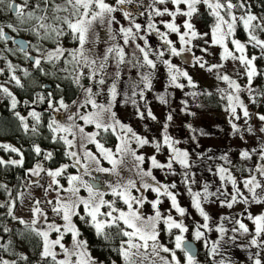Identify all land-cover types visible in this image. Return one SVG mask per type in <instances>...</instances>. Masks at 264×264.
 Segmentation results:
<instances>
[{
    "label": "snow or ice",
    "instance_id": "obj_1",
    "mask_svg": "<svg viewBox=\"0 0 264 264\" xmlns=\"http://www.w3.org/2000/svg\"><path fill=\"white\" fill-rule=\"evenodd\" d=\"M132 3L134 0H115L114 5L107 3L106 0H62V3H58L57 0H37L33 5L31 0H23V3H16L15 0H12L8 4L9 11L15 14L21 24L34 22L31 31L37 37L52 40L55 43L54 49L49 50L43 56L44 61L53 63L55 66L66 55L71 57L70 60L64 59V63L66 65L73 64L78 69L77 74L73 77V83L80 87L85 94L84 100L79 103L78 107L83 108L90 105L92 109L84 114H80L79 111L72 113L67 117L68 123H61L55 118L48 123V128L53 133V142L62 141L66 146L65 155L72 160L71 165L63 164L55 170H47L51 182L45 192L47 193L49 189H52L53 185L58 186L55 204L51 200L48 203L53 205L52 212L63 220V224L48 222L46 215L38 206L39 202H37V206L32 208L33 219L30 224L14 216V205L12 204L7 206L8 216L18 219L21 224H24L27 229L40 238L42 246L39 256L43 264H49V261L51 264H96L88 250V242L80 238L81 232L74 222V218H78L94 229L96 235L104 240L110 239L109 229H117L116 234L126 238L121 240L120 247L117 249L125 264H156L157 260L161 264H181L177 257V250L183 253L185 264H199L193 243L185 236V233L190 230L184 219H180L188 215V210L182 207L178 200V194L174 191L177 187L176 183H162L153 174V169H160L162 171L167 170V174L175 175L176 172L173 167L175 163L184 170L182 173L183 182L191 198V207L203 220V223L197 222L195 231L192 232V238L195 241L203 242L211 264H237L231 256L226 255L228 249H240L247 252V258L251 264H264V212L253 215L247 208L244 209L248 213L247 219L251 221L253 226L251 228L240 218L224 215L220 217V223L213 229L211 227L212 217L206 210V205L215 203L228 209H232L237 203L264 206V163L256 166L255 174L250 168L238 169L241 172L247 171L249 173L240 181L228 167L218 165L215 169V175L219 177L221 182L220 188H217L216 191H210V185L205 183L202 191H194L191 185L195 184L196 181L194 178H190L195 175L191 173L193 161L190 159V153L186 149L177 147L179 141L168 134L169 123L173 120L172 113L170 112L166 116L161 142L149 140L147 137L138 134L130 125L123 123L114 111V105L118 102L117 97L121 94L118 90V84L123 83L121 65H129V71H135L138 77V79L133 80L129 76L127 87L131 94L129 95L128 91H125L123 102L125 105L130 102L136 108V115L142 120L146 117L152 120L157 119L150 107L141 111L136 97L138 96L140 101H145L146 93L153 90L154 77L161 64L166 70L167 85L164 93H159L156 96L160 103L168 104V88L180 90L185 89V87L195 88L196 84L189 72L165 56L166 53L169 57H180L182 54L192 53L193 48L197 46L194 41L199 39H203L205 45L210 43L213 46H218L221 49V61L238 62L243 69L242 74L247 79V91L252 96V103H256L255 95H253L254 89L251 85L254 78L262 73L258 71L255 64L258 57L249 56L247 46L251 45L253 48H258L260 57L264 58V39L256 34L257 30L264 32V22H261L256 15L247 10L244 0H238L237 3H233V0H152L148 6L150 10L146 30H144L147 33L145 35L141 34L143 26L137 23L132 13L124 8L125 5ZM167 4L175 6L174 9L167 6L157 7V5ZM181 6H186V10ZM198 6H206L209 14L214 18V24L210 29V40L204 39L209 36V33L198 32L193 22L195 15L199 12ZM237 8L245 9L244 14L237 16L235 14ZM117 12L122 13L123 18L129 21L130 26H120L118 30H114L113 25L119 24L115 15ZM139 15L143 16L144 13L140 12ZM165 16L171 19L160 20L165 29L162 31L153 18ZM178 17H185L186 19L183 20L182 24H178L176 22ZM96 25L105 26L109 39L112 41H116L119 35L123 40V45L113 43L106 48L102 58L90 59L86 55L85 45L90 42V38L93 36L99 40V36L95 32ZM240 26L247 36L246 41L243 42L236 38L237 29ZM7 27L14 32L17 31L12 24H8ZM151 34H155L162 42L160 49H154L150 45L149 36ZM173 34L178 37L179 48L176 46V41L171 38ZM66 36H71L78 46L73 49L63 47L60 41ZM9 39L13 38L8 36L3 26H0V40L7 41ZM137 40L143 41V45ZM19 43L20 50L24 51L25 42L20 41ZM132 45H134V50L131 54L132 58L129 59L125 47ZM37 51L39 50L37 49ZM201 51L207 53L208 47H202ZM25 55L34 61L35 67L40 68L41 58L32 57L27 52ZM110 59H114L116 63L115 79L107 87V103H100L97 97L104 92V89L101 87L99 91L94 92L93 87L106 84V70ZM192 60L201 69H206L210 73L215 71L216 79L227 84L226 89H218V92L221 100L226 101L224 107L229 114V124L233 134H241L243 130L234 122L240 120L238 109L242 111L244 118H251L248 107L241 99L244 88L227 73H221L220 70L225 66L223 63L208 64L203 57L194 54ZM8 68L13 71V65L10 62ZM85 68L89 70L87 78L92 81L93 86L84 87L80 82L81 77L85 75L83 71ZM40 70L44 71L42 68ZM61 71L66 72L67 68L61 69ZM0 72H3V69H0ZM24 74L28 75L27 70H24ZM97 76L100 77L98 80L96 79ZM182 78L187 81V84L181 82ZM11 80L15 81L17 86L23 87L15 74L11 76ZM0 92L10 98L11 109L14 110V115L19 119L23 129L26 132L29 130L27 119L31 117L35 121L31 131L37 132V126L41 123V114L31 110L28 112V117L21 115L20 112L15 111L18 104L16 96L3 85H0ZM206 94L211 95V93ZM198 95L200 93L195 91L185 92V96H191L193 99ZM259 95L264 96V92L259 93ZM51 96V93L48 94V98L37 94V99L41 103L47 102L48 108H53ZM24 103L28 104V101ZM58 104L59 108H56V111L68 110L70 107L63 98L58 101ZM72 104L77 105L78 102L73 101ZM182 104L184 105L182 110L186 114L195 115V113L188 111L187 100L182 101ZM77 118L83 121V126L76 123ZM247 119L245 123H247ZM258 119L264 122V115L258 114ZM87 125L94 126L95 131L87 132L84 127ZM187 127L193 132L197 131L192 129L190 124ZM259 131L264 133V127H261ZM247 132L253 133L251 126L247 127ZM101 133H111L115 136L118 141L115 150L106 147L101 142L99 139ZM205 134L203 130H200V135ZM240 138L243 139V135H240ZM192 139H196L195 135ZM133 143L135 148L132 147ZM90 144L95 146L99 156L88 148ZM146 145L154 147L156 153H160L162 149L166 148L169 153L167 162L161 163L155 154L146 157L138 153L137 149H142ZM0 148L6 152L10 151L20 155V159L5 160L0 158V165H23V154L20 153L19 149L10 144H0ZM76 148L79 149V153L71 150ZM33 150L37 155L42 153V149L38 145H34ZM257 154L260 160L264 162V144H261L259 150L256 148L251 149V151L241 150L239 157L242 161H250L253 155ZM43 155L46 160L53 158V153L50 151L44 152ZM129 157L131 158L130 165ZM101 158L107 161L111 167H103ZM200 158H203L202 154H200ZM219 159L226 164H231L227 154L221 155ZM148 161H150L151 167L147 169L142 167ZM70 166L77 168L78 172L83 169V172L82 174L68 175V187L65 188L57 178L63 176ZM126 167L135 173L138 180L136 178L123 179L121 171ZM42 171L45 170L40 164H37L34 169H29L33 176H39ZM209 171L212 169L209 168ZM93 172L105 173L118 178L115 183L108 182L107 184L114 199H105V191L101 190L97 184L83 178L84 176H92ZM92 178L95 180V177ZM226 184L231 186L230 193L227 190L221 191V188H224ZM238 185H242L243 190H246L250 197L245 195ZM81 189L87 192V196L80 194ZM142 189L145 192L155 193V199L149 201L141 192ZM61 190L67 195L61 196ZM133 190L140 195H134ZM229 195L230 199L224 198ZM162 196L170 201V210L167 212H162L160 208L163 203ZM118 201L126 206V210L116 206ZM145 203H149L153 209V214L147 217L142 214ZM0 207H5V205H0ZM171 210H174L180 218L174 217ZM41 218L46 224L45 228L37 227ZM224 221H229L234 226L230 229L226 228ZM202 229L207 232L215 231L219 236L217 239L209 241ZM174 230L178 231L174 234ZM4 231L7 232L9 229L5 228ZM164 231L168 233L170 242L174 244V247L170 248L161 243L160 237ZM52 233H56L55 238H51ZM65 235L71 236V248L66 247L63 242ZM8 247L9 245L0 244V248L5 251L8 250ZM57 247L60 250L59 253L56 251ZM161 252L169 253L171 259L162 256ZM61 254L63 258L58 259ZM17 256L19 260H28V257L22 253H18ZM216 257L220 258L217 260ZM0 264H18V262L0 257Z\"/></svg>",
    "mask_w": 264,
    "mask_h": 264
},
{
    "label": "rangeland",
    "instance_id": "obj_2",
    "mask_svg": "<svg viewBox=\"0 0 264 264\" xmlns=\"http://www.w3.org/2000/svg\"><path fill=\"white\" fill-rule=\"evenodd\" d=\"M12 0H5L2 4H0V12H5L8 10V4ZM18 3H23V0H15ZM58 3H62V0H57ZM109 4H115V0H106ZM238 0H233V3H237ZM152 3V0H134V3L125 5L124 8L128 11H130L133 15V18L137 23H140L143 26L141 34H147L146 26L148 23V12H149V5ZM169 7L170 9H174L175 6L171 4L167 5H157V7L163 8V7ZM186 10V6H181ZM199 12L197 15H195L193 22L200 33H209L208 37H205L204 39L210 40V29L211 26L214 24V18L209 14V10L206 6H198ZM250 11V9H247ZM140 12H143L144 15H139ZM245 12V9L237 8L235 10V14L237 16L243 15ZM253 13V12H252ZM254 14V13H253ZM117 20L119 21V24H114L113 28L114 30H118L120 26L128 27L130 26V23L128 20H125L123 18L122 13L117 12L115 13ZM256 15V14H254ZM261 22H264V15H256ZM154 21L157 23V26L162 30L165 31L163 28V25L160 23V20H170L171 18L168 16H165L163 18L161 17H154ZM186 19L185 17H178L177 23L182 24L183 20ZM19 23H18V22ZM29 23V29H32L34 22H28ZM8 24H12L15 26L17 31H12L7 27ZM0 26L4 27L5 32H9L13 36H23L25 37L28 42L30 43L29 51L30 53L34 54L37 58L42 59V63L40 65V68H42L43 75H47L46 79H42L38 81L37 86L34 87V90L39 91L37 94L44 95L46 98H48L49 93H46V89H42V85L45 82H53L54 84L59 85V88L57 86L53 87L54 92L52 93V102L54 107L48 108L47 102L41 103L37 99V94L35 97V101H33V104H31L30 109L27 106L26 110L22 114L25 117H28V112L31 110H35L38 113L41 114V121H45V117L43 116L44 111L47 112V119L51 121L53 118H55L57 121L61 123H68L67 117L71 115L74 112L79 111L80 114L87 113L88 111H91V106H85L83 108H79L78 105L81 103L84 98L85 94L83 93L82 89L79 87V92L77 96H73V92L75 89L72 86V95L69 97V93H67V96L64 97L67 100H70L71 98L75 97L71 101H64L66 104H68L70 107L68 110L60 109V111H56V108H59V104L57 100L56 93L60 92V85H62V81L65 83L67 81H73V77L77 74L78 69L73 64H65L64 59H71V57H68L67 55L62 58L60 62H57L55 66L53 63H49L43 60V56L47 54L49 50L54 49L56 46H46L44 44L45 39H41L37 37L33 32L32 37L27 36V29H21L22 24H20V21L15 16L14 19L9 20V23L2 24L0 23ZM98 25H96L97 27ZM66 27V26H65ZM25 30V31H21ZM102 34L104 38L98 42V45L93 43L94 36L90 38V42L85 45L86 55L90 59H97L102 58L103 54L105 53V50L107 47L111 46L113 43H120L123 45L122 38L118 35L116 41H112L109 39V34L107 32V29L105 26H102ZM135 31V30H134ZM256 34L261 38L264 39V32H260L257 30ZM171 38L176 41V46L179 48L180 45L178 43V37H176L175 34L171 36ZM236 38L240 39L242 42L246 41L247 36L245 32L243 31L242 26L238 27ZM10 40V39H9ZM4 41L0 40V69H3V72H0V85H3L4 87H7L13 95L16 96V98L23 92L22 87H19L15 84V81L11 80V76L15 74L21 81V84L23 83L22 79L25 77L24 71H21L19 73H14V71H10L8 68L9 62L11 63V59L16 61V69L22 70H29L30 72H36L37 70L32 68V65L27 62L26 55L20 53L17 49V47L11 42V41ZM52 41V40H50ZM36 42L37 44L35 45ZM61 44L66 49H73L78 46L77 42L73 41L71 36H66L61 38ZM138 43H141L143 45V41L137 40ZM149 42L150 45L154 49H160L162 47V42L159 40V38L155 34H151L149 36ZM73 43V44H69ZM194 43L197 45L193 48L192 53H185L182 54L180 57H169L166 53L165 58H171L173 63L177 64L179 67L187 70L189 74L192 76L196 87H185V89H175V88H168L167 89V99L168 104H162L159 100L156 99L157 94L164 93L165 87L167 85V74L164 66L161 64L159 66L158 72L156 76L154 77L153 81V90L151 92L146 93V99L145 101H140L139 97L137 96V102L140 106L141 111H144L146 107H150L154 115L157 117L156 120H152L150 118L140 119L136 115V108L133 107V105L129 102L127 105L124 104L123 100V93L125 91H128V94H131L130 89H128V78L129 76L132 77L133 80L138 79L135 71H129L130 66L129 65H121V75L123 83L118 84V90L121 93L117 97V103L114 105V111L117 113V117L125 124L130 125L138 134L147 137L149 140H156L162 142V133H163V125L166 122V116L171 112L173 115V120L169 123L168 128V134L172 136L175 140H178L179 143L176 145L177 147L181 149H186L190 153V159L193 161V166L191 168V173H194V178L196 183L192 184L191 187L194 191H202L203 185L205 183H208L210 185L209 190L210 191H216L217 188H220L221 182L219 181V177L215 175V169L218 165H223L225 167H228L233 174L237 177L238 181L242 180L244 177L248 176L249 173L247 171H239L238 169L244 168V169H252L253 174H255V168L258 164L264 163L260 160L259 155H253V158L250 161H242L239 157V152L241 150H249L256 148L259 150L261 144H264V133H261L259 129L261 127H264V122H261L258 119V114L264 115V96L259 95V93L264 92V58L260 57V50L258 48H253L251 45L247 46V54L249 56L255 55L258 57V59L255 61L256 67L261 75H258L256 78H254L253 84L251 87L254 89L253 95H255L256 103H252V96L248 93L246 87H247V79L242 74L243 69L241 66H239L238 62H233L231 60L224 62L220 60V52L221 49L218 46H213L210 43L208 45L204 44L203 39H199L197 41H194ZM55 44V43H54ZM202 47H208V52L205 53L201 51ZM231 47V45H230ZM37 49L39 51H37ZM134 50V45L125 47V51L128 55V58L131 59V54ZM201 56L204 60L208 62V64H217V63H223L225 66L223 69H221V73H227L230 75L233 79H236L238 83L242 82L244 83V94H241V99L244 100L246 106L249 109V112L251 114V118L247 119L243 117V113L241 110L238 109V114L240 115V120L234 121L237 123L240 128L243 130L241 134H233L231 126L229 124V114L225 111V104L226 101H222L220 98V93L218 92V89L221 88H227V84L223 81H219L216 79V73L214 72H208L206 69H201L198 65H195L192 56ZM137 55L139 53L137 52ZM187 59V60H186ZM99 62V61H98ZM34 63V62H33ZM19 65V66H18ZM35 67V66H34ZM67 68V71H61V69ZM9 70V73H8ZM116 63L114 59H110L108 62V68H107V76H106V84L104 86H94L93 91H99L101 87H103L104 92L97 97L98 102L100 103H107V87L113 82L115 79V72H116ZM41 71V70H40ZM85 75L81 77V84L84 85V87L93 86L92 81H90L87 78L88 69H83ZM42 72V71H41ZM8 75V78L6 76ZM100 77L97 76L96 79L98 80ZM182 83L187 84V81L183 78L181 79ZM49 91V90H48ZM47 91V92H48ZM197 92L200 93L195 99H193L191 96H185V92ZM50 92V91H49ZM206 93H211V95H207ZM187 100L188 104V111L195 113V115H189L186 114L182 109L184 108V105L182 104V101ZM77 101V105H73L72 102ZM199 105V106H198ZM54 110L57 114L49 113L48 111ZM6 112L8 115L13 114V120H8L10 117L4 118L2 114ZM146 115V113H145ZM10 116V115H9ZM247 119V123H245V120ZM10 122L15 128L21 129V134L23 136H27L26 138H18V137H11V136H4L3 134V128H0V142L3 143L5 141L2 140H10L7 141L11 144L14 143H22L25 148V154L27 155L28 159L32 162V167L30 169H34L37 164H40L42 168L45 171H42L39 176H33L29 170L27 171V175L24 178V173L22 171H14V168H11L8 165L5 166V168L0 166V175H6L9 176H16V184L14 189L12 190L11 194L15 195L16 201L14 206V216L23 219L27 223H31V220L33 219L32 214V208L37 206V202H39V207L43 211V213L47 217L48 222H55L59 225L63 224V220L58 217L55 213L52 212V204H49L48 201L51 200L53 204H55V200L57 197V190L58 186L53 185L52 189H49L47 193L45 192V189H48L49 184L51 182V178L47 175V170H55L56 168H59L61 166L60 162L55 159V156L53 155V158L51 160H46L44 158V155L42 152L40 155H37L35 151L33 150L34 143L36 142V145H38L41 149L45 151V147H43L38 140L40 141L43 137V134L41 133L42 129L38 125L37 132L33 133L31 131L32 125L35 123V121L28 117L27 123L29 124V130L26 132L23 127L21 126V123L19 119L14 115V111L11 109V100L9 97H7L4 93L0 92V123L2 125L6 124V121ZM76 123L83 126V121H80L78 118L76 119ZM192 126V129H196V132H193L191 129H189L188 125ZM251 126L253 129V133L247 132V127ZM85 130L87 132L95 131L94 126L87 125L84 126ZM200 130H203L205 135H200ZM119 131V130H118ZM48 134L49 138L51 139V136L53 135L52 132H45V135ZM195 135L196 139H192V137ZM240 135H243V139L240 138ZM71 138V136H69ZM17 139L18 141H16ZM101 139V142L105 144L106 147L112 148L115 150V145L118 143L115 136L111 133L104 134L101 133V136L99 137ZM58 143H61V156L62 161L64 164H72V160H70L66 155V146L63 144L62 141L54 142V145H57ZM132 147H136L133 143ZM49 150H51V146L48 145ZM88 148L92 150L94 153H96V149L94 145H88ZM78 151L79 149H71ZM138 153L145 155L146 157H150L152 155H156L157 159L161 163H166L169 153L167 149H162L160 153H156L154 147L151 145H146L142 149H137ZM49 152V151H48ZM10 154H15L10 152ZM97 156H99V153H96ZM200 154H202L203 158H200ZM223 154H227L231 164H226L224 161L220 160L219 157ZM1 156L6 157L5 160H9V154L7 153H0ZM13 156V155H12ZM209 157H212V159H209ZM25 162V161H24ZM29 164V163H28ZM101 164L103 167H111L107 161L103 160L101 158ZM131 164V158L129 157V165ZM63 165V164H62ZM142 167L150 168L151 164L150 161L146 162L145 165ZM176 174H167V170H160V169H153V174L156 176L157 180L162 183H176L177 187L174 190L178 194V200L181 203L182 207H185L188 210V215L185 218L178 217V214L175 213L174 210H171L172 215L174 217L184 219V222L186 226L189 228V232L185 233L186 238L191 239L194 241V243L197 245L198 250L196 251L197 254V260L199 261V264H211L210 258L207 256V249L203 246V242L195 241L192 238V232L195 231V227L197 222L203 223L202 218L195 212V210L191 207V198L188 195L187 187L184 184L183 180V169L180 168L178 164L173 165ZM209 168L212 169V171H209ZM83 169H80L79 172L77 168L69 167L64 172L63 176L58 177L60 184L63 185L65 188L68 187L67 183V176L68 175H76V174H82ZM96 175L100 176L98 179L96 178ZM121 176L124 180H127L129 178H136L138 180V177L135 176V173L132 171H129L128 168H124L121 171ZM92 177H95V180H93ZM85 180H88L89 182L97 184L101 190L105 191V199L112 200L114 197L111 195L110 189L108 188L107 184L108 182L115 183L117 181V177L111 176L109 174L105 173H96L93 172L92 176H84ZM260 177L258 176V179ZM0 185H3L1 187V194H6V191L4 189V183L1 182ZM101 185V186H100ZM242 188V185H238ZM17 188V191H16ZM227 190L229 193L231 192V186L225 185L224 188H221V191ZM243 190V188H242ZM245 195H248L250 197V194L247 193L246 190H243ZM259 191V190H258ZM143 194L147 197V199L153 200L156 197L155 193H152L150 191L145 192L143 189L141 190ZM81 195L87 196V192L81 189ZM134 195H140V193L135 192L133 190ZM61 196L67 195L62 190L60 191ZM225 199H230V195L224 197ZM161 200L163 203L160 205L162 212H167L170 210V201L167 200L166 197H161ZM118 208L126 210V206L118 201L117 205ZM248 209L249 212H251L253 215H258L261 212H264V206L262 205H245L242 203H237L234 205L232 209H228L227 207H221L218 203L215 204H208L206 205V210L209 212V215L212 217V224L211 227L213 229L217 224L220 223V217L227 215L229 217H237L242 219L245 223L249 225V227H253L251 224V221L247 219V212L244 211V209ZM106 210V209H104ZM82 212V209L80 210ZM142 214L147 217L148 215L153 214V209L151 208V205L149 203H145L142 209ZM16 220V219H15ZM74 222L77 224L78 228L81 232V239L86 240V234L92 233L93 236L96 237V239L99 240L100 247H104V240L101 237H98L91 227L84 224L82 221H80L78 218H74ZM224 225L226 228H231L234 225L229 223V221H224ZM37 227L45 228L46 224L41 218L37 224ZM111 233V229H109ZM114 230H117L114 228ZM178 230H174V234ZM202 231H205L202 229ZM17 239L13 242L14 248H12V251L16 254L22 253L28 257V259H32L30 261L33 264H43V262L40 261L39 252L41 251V240L39 237H37L34 233H32L29 229L25 227L24 224H21L19 220L17 219L16 223V230H15ZM22 234V235H21ZM205 235L208 238L209 241L215 240L218 238L219 234L215 231L207 232L205 231ZM231 235V233H229ZM56 233L51 234V238H55ZM116 235L111 236L110 239L115 238ZM122 239H126L123 237H120L115 241L116 246L112 248H108L107 250L109 252H112V254H116V261L114 260L113 263L108 262L109 264H125L123 258L119 255V252L117 249L120 247V243ZM161 243L165 244L166 246L172 248L174 247V244L170 242V238L168 236V233L166 231L162 232L160 237ZM87 241V240H86ZM66 247L71 248L72 247V240L70 235H65L64 241ZM88 250L94 259L96 261V264H104V256H102V259H98L100 254H97L93 252L92 250ZM56 251L59 253L60 250L57 247ZM255 251V250H253ZM93 252V253H92ZM162 256H165L168 259H171L169 253H160ZM226 255L231 256L234 261L237 262V264H251V262L248 260L247 252L242 251L240 249H228L226 252ZM177 257L180 259L181 264H185V258L181 251L177 250ZM18 258V256H17ZM16 257L13 260H19ZM59 258H63L62 254L58 256ZM220 257H216L218 260ZM137 259H139L137 257ZM29 262V263H30ZM30 263V264H31ZM49 264L51 262L49 261ZM156 264H161L159 260H157Z\"/></svg>",
    "mask_w": 264,
    "mask_h": 264
},
{
    "label": "trees",
    "instance_id": "obj_3",
    "mask_svg": "<svg viewBox=\"0 0 264 264\" xmlns=\"http://www.w3.org/2000/svg\"><path fill=\"white\" fill-rule=\"evenodd\" d=\"M4 1L5 0H0V4H2ZM36 2H37V0H31V3L33 5ZM244 3L246 4L247 9H250V11L253 12L254 14H256V15H260V14L264 15V0H244ZM14 18H15V15H11L8 10H6L5 12H0V23H9V20H12ZM21 27H22V29H28L29 28V23H24V24H22ZM27 32L31 33L32 31H31V29H28ZM44 44L46 46L50 47V46L54 45V42L50 41V40H45ZM71 44H73V43H71ZM36 73H38V74H36ZM36 73H31V75L29 77L26 76V78L24 79L23 87H22V91L23 92L21 94H24V93L25 94L21 95V97H25L26 98L27 95H28V92H30V91H32V95L36 93L35 90H34V87L36 86V81L38 79H40V77L38 76L39 74H40L41 78L42 77L47 78V75L44 76L43 75L44 73H42L41 71H36ZM53 85L55 87L57 86V84H53ZM60 86L62 88L63 87L65 88V97L67 96V93H69V97H71L72 90H73L72 89V82L71 81H67L64 84L60 85ZM77 90L78 89L76 88V92H77ZM60 92H61V90H60ZM5 121H6V124H4L3 126H6V127H3V129H2V130L5 131L4 133L9 132L8 135H10V134H13L14 132L18 131V129H16L15 126H13L10 122H8L7 120H5ZM14 129H16V131H13ZM14 135H16V137L19 138L20 132H18L17 134L14 133ZM21 136L23 138H26L22 134H21ZM45 139H47V137H45ZM40 144L43 147H48V145H51L48 140H43V141L40 142ZM53 148L55 150V152H54L55 159H57V161L61 162L62 161V156H61V151H60L61 148L59 150L55 146H53ZM18 171H22V170L18 168ZM108 231H110V230H108ZM116 233H117V230H114V228L111 229L110 235L111 236L116 235V236H115V238H112V239L104 241V247H100L99 246L100 245L99 240L96 239V237L93 236L92 233H90V234L87 233L86 234L85 238H86V240L88 242L89 249L92 250L93 252L97 253V254H100L98 259H102V256H104V258H103L104 264H109L108 263L109 261H110V263H113L114 260L116 261V257H115L116 254H112V252H109L107 250L108 248H112V247L116 246L115 241L120 238V236L117 235ZM30 261H32V259H28L26 262H23L22 264H30L31 263ZM33 263H31V264H33Z\"/></svg>",
    "mask_w": 264,
    "mask_h": 264
},
{
    "label": "flooded vegetation",
    "instance_id": "obj_4",
    "mask_svg": "<svg viewBox=\"0 0 264 264\" xmlns=\"http://www.w3.org/2000/svg\"><path fill=\"white\" fill-rule=\"evenodd\" d=\"M101 39L102 38L99 37V40H101ZM53 84L54 83H52V86L54 87ZM60 88L62 89V87H60ZM73 88L75 89V91L73 92V96H76L78 94V92H79V88L75 84H74ZM76 88L78 89L77 92H76ZM48 90L49 91H52V92L54 91V89L51 88V84H50V87L48 88ZM49 91L46 92V93H50ZM31 95H32V91L28 92V97H30ZM21 105L22 104H20V106ZM51 113L57 114L55 111H52ZM2 115H7V113L4 112ZM9 115H10L9 116L10 118H8V120H13L14 118H13V116H11L13 114H11V112H10ZM43 116L46 119L47 118V112H44L43 113ZM0 125H1V123H0ZM3 127H6V126H3V125L0 126V128H3ZM16 129H14L13 131H16ZM4 132L1 135L16 137V135H14V133L17 134L18 132H21V130L18 129V131L14 132L13 134H10V135H8L9 132H6V133H4ZM19 138H23L21 136V133L19 135ZM15 140L18 141L17 139H15ZM2 141H5V142H3V143L0 142V144H10V145L16 147L17 149H19L20 150V153L25 154V148H26V146H24L22 143H19V144L18 143L11 144V143L7 142V141H10L9 139L8 140H2ZM0 153H7V154H9V158H11V159H20V155L18 153L10 154V151H7L6 152L2 148H0ZM0 158H3L4 159L6 157H3V156L0 155ZM24 161H28V162L30 161L28 159V156L27 155H23V162ZM0 166L3 167V168H5L4 165H0ZM31 166H32V163L30 162V164H28V166L27 165H22V166H10V167L11 168H14L13 172L16 171V170H18V168L22 169L23 170L22 173H24V178H25L26 175H27V171L31 168ZM99 177L100 176L96 175V178L97 179ZM1 182L4 183V189L6 191V194H1V192H0V205H5V207H0V244L9 245V247H8V250L7 251H5L4 249L0 248V257H3L4 259H8V260H13L15 257L17 258V254L12 251V248H14L13 242L16 241V239H17L16 233H15L17 219L15 220L11 216H8V214H7V206L10 205V204H12V205L15 206L16 198H15V195L11 194V192L14 189L15 184H16V176L14 175V176L7 177L6 175H0V183ZM0 190H1V187H0ZM14 206H13V212H14ZM5 228L9 229V231L5 232L4 231ZM9 242H11V243L9 244ZM23 262H26V261L19 260L18 264H22Z\"/></svg>",
    "mask_w": 264,
    "mask_h": 264
},
{
    "label": "water",
    "instance_id": "obj_5",
    "mask_svg": "<svg viewBox=\"0 0 264 264\" xmlns=\"http://www.w3.org/2000/svg\"><path fill=\"white\" fill-rule=\"evenodd\" d=\"M12 13V12H11ZM14 14V13H13ZM15 41V42H14ZM20 41H24L25 42V48L24 49H26V45H27V42H26V40H25V38H23V37H15V38H13V43H15L16 45H18L19 47H20ZM33 57V56H32ZM31 60V59H30ZM48 86V85H47ZM192 243H193V246H194V248H195V250L197 251L198 250V247H197V245L194 243V241H192V240H190Z\"/></svg>",
    "mask_w": 264,
    "mask_h": 264
},
{
    "label": "clouds",
    "instance_id": "obj_6",
    "mask_svg": "<svg viewBox=\"0 0 264 264\" xmlns=\"http://www.w3.org/2000/svg\"><path fill=\"white\" fill-rule=\"evenodd\" d=\"M2 116H4V118L9 117L8 114H7V115H2ZM46 140L49 141V139H46ZM30 162H31V161H29V162H28V161H25V162L23 163V165H27V166H28V163L30 164ZM19 169H20V168H19ZM21 170H22V169H21ZM22 171H23V170H22Z\"/></svg>",
    "mask_w": 264,
    "mask_h": 264
},
{
    "label": "bare ground",
    "instance_id": "obj_7",
    "mask_svg": "<svg viewBox=\"0 0 264 264\" xmlns=\"http://www.w3.org/2000/svg\"><path fill=\"white\" fill-rule=\"evenodd\" d=\"M28 54H29V55H32V53H30V51H29V50H28Z\"/></svg>",
    "mask_w": 264,
    "mask_h": 264
},
{
    "label": "crops",
    "instance_id": "obj_8",
    "mask_svg": "<svg viewBox=\"0 0 264 264\" xmlns=\"http://www.w3.org/2000/svg\"><path fill=\"white\" fill-rule=\"evenodd\" d=\"M243 88V87H242ZM244 94V92H242Z\"/></svg>",
    "mask_w": 264,
    "mask_h": 264
}]
</instances>
